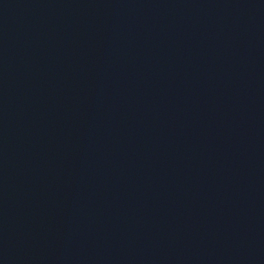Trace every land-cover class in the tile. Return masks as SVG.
<instances>
[{"label":"water","instance_id":"1","mask_svg":"<svg viewBox=\"0 0 264 264\" xmlns=\"http://www.w3.org/2000/svg\"><path fill=\"white\" fill-rule=\"evenodd\" d=\"M0 264H264V133L0 136Z\"/></svg>","mask_w":264,"mask_h":264}]
</instances>
